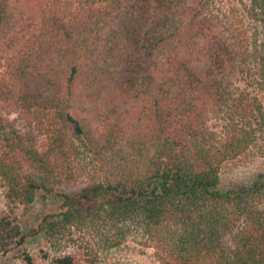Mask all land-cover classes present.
I'll use <instances>...</instances> for the list:
<instances>
[{
    "label": "trees",
    "instance_id": "trees-1",
    "mask_svg": "<svg viewBox=\"0 0 264 264\" xmlns=\"http://www.w3.org/2000/svg\"><path fill=\"white\" fill-rule=\"evenodd\" d=\"M256 148L264 0H0V264H36L16 210L40 195L62 202L52 264L127 242L154 264H264V169L223 183Z\"/></svg>",
    "mask_w": 264,
    "mask_h": 264
},
{
    "label": "rangeland",
    "instance_id": "rangeland-1",
    "mask_svg": "<svg viewBox=\"0 0 264 264\" xmlns=\"http://www.w3.org/2000/svg\"><path fill=\"white\" fill-rule=\"evenodd\" d=\"M242 87L250 90L253 88L250 85H243ZM9 115L11 118H20L19 113L16 111H12ZM212 122L214 124L213 120ZM18 125L24 129L23 120H19ZM215 125L217 124L215 123ZM262 169H264V156H261V152L257 151L256 148L244 159L227 163L223 167V183L227 187L238 186L246 182L249 183L254 177H259ZM81 186V184H74L67 186L63 190L76 192L81 189ZM104 193H98V198L103 199L107 197ZM61 205L60 199H52V197L44 198L40 195L38 200L27 208L21 207L16 210L22 234L26 236V242L23 244L22 249L28 251L34 257L36 264H52L49 260L42 258L41 249L45 247V242L41 239V229L44 226L46 216L54 210H58ZM12 207L5 196V191L0 180V217L4 214H9ZM19 255L20 252H13L3 259L2 264H26ZM97 264H154V260L149 250L143 249L133 242H127L124 245L104 252Z\"/></svg>",
    "mask_w": 264,
    "mask_h": 264
}]
</instances>
